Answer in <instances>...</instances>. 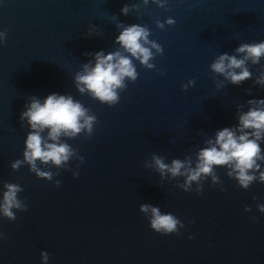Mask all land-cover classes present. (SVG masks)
<instances>
[{
    "label": "water",
    "instance_id": "1",
    "mask_svg": "<svg viewBox=\"0 0 264 264\" xmlns=\"http://www.w3.org/2000/svg\"><path fill=\"white\" fill-rule=\"evenodd\" d=\"M168 16L175 23L158 27ZM118 21L148 26L163 52L152 49V68L133 57L138 76L109 105L80 92L73 77L94 59L85 52L120 47ZM0 29V193L5 181L19 183L28 205L14 209L15 220L0 216V264H42V249L47 264H264V212L256 207L264 182L245 189L217 166L220 182L209 176L197 193L196 182L185 191L177 183L184 177H161L145 163L153 153L194 161L215 129L236 123L238 103L264 96L253 83L264 59L249 61L252 79L220 88L224 78L209 67L219 53L264 39V0H168L167 8L153 0H0ZM189 79L194 84L183 88ZM53 91L71 94L97 121L90 137L61 136L75 149L66 164L37 161L53 173L48 180L11 162L22 158L29 130L19 120L25 101ZM145 202L184 227L153 230L139 208Z\"/></svg>",
    "mask_w": 264,
    "mask_h": 264
},
{
    "label": "clouds",
    "instance_id": "2",
    "mask_svg": "<svg viewBox=\"0 0 264 264\" xmlns=\"http://www.w3.org/2000/svg\"><path fill=\"white\" fill-rule=\"evenodd\" d=\"M147 2L148 0H145V3ZM153 2L160 7L168 6V0H153ZM121 12L128 14L127 3L122 6ZM112 16L114 18L115 14ZM173 23L175 19L172 16L166 17L163 21L159 19L156 21L160 28L165 24ZM117 27L120 30L114 41L120 47L108 52L104 49L85 52V55H91L94 59L84 62L73 77L80 92H87L95 99L109 105L116 104L120 100V91L127 87V80H136L138 72L133 57L152 68L154 67L152 58L156 54L152 49L163 52V46L149 38L151 29L148 26L118 21ZM5 38L6 30L0 29V44L5 43ZM262 59H264V39L239 43L232 53L227 51L219 53L209 65L214 73L224 78L223 81L216 83V87H222L225 81L239 85L246 79H252L254 73L248 66L249 61L256 65ZM253 83L264 86V68L255 74ZM193 84L194 80L189 79L181 86L187 89ZM245 91L251 92V89ZM245 105H247L246 110ZM19 120L22 125L26 123L29 130L24 138L22 158L13 160L11 167L17 169L22 163H27L29 170L38 177L52 180L51 170H43L38 166L37 161L50 162L56 166L66 164L75 149L62 141L61 136L71 137L81 131H87L90 137L97 116L71 94L53 91L44 97L31 95L25 101ZM45 129H47L46 135L42 134ZM79 159L83 161L84 157L80 155ZM145 163L154 167L161 177L166 175L169 178L184 177L182 182L177 183L185 191L193 190V182H196L197 193L202 191L201 181L209 176L213 184L220 182V177L216 174L217 166L224 167L227 176L234 178L245 189L254 181L264 182V96L250 97L244 103H238L236 123L215 129L214 134L204 141V146L198 148L194 161L190 157L184 159L174 157L168 162L163 156L153 153L151 161ZM78 174V171L73 172L74 176ZM55 183L59 185L61 181L55 180ZM22 190V185L19 183L4 182V190L0 193V216L15 220L14 209H27L28 205L18 196ZM244 207L246 211L250 210L249 205ZM256 207L264 212V203L258 202ZM139 208L147 218L149 226L159 233H179L180 228L184 227L183 220L173 212L162 211L159 205L145 202L141 203ZM191 236L192 234H189V238ZM3 238L4 233L0 232V239ZM40 255L42 264H47L48 251L42 249Z\"/></svg>",
    "mask_w": 264,
    "mask_h": 264
}]
</instances>
